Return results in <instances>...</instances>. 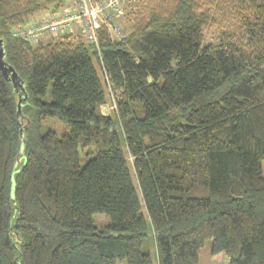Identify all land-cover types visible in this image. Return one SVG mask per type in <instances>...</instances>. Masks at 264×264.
Listing matches in <instances>:
<instances>
[{
    "label": "trees",
    "instance_id": "obj_1",
    "mask_svg": "<svg viewBox=\"0 0 264 264\" xmlns=\"http://www.w3.org/2000/svg\"><path fill=\"white\" fill-rule=\"evenodd\" d=\"M69 5L0 0L25 93L17 116L0 70V264H197L206 239L264 264V0H138L98 49L13 35Z\"/></svg>",
    "mask_w": 264,
    "mask_h": 264
},
{
    "label": "built area",
    "instance_id": "obj_2",
    "mask_svg": "<svg viewBox=\"0 0 264 264\" xmlns=\"http://www.w3.org/2000/svg\"><path fill=\"white\" fill-rule=\"evenodd\" d=\"M70 5L54 13L32 19L13 29L15 36L36 41L46 35L71 30L75 22L86 40L98 49V30L105 26L111 38L123 40L125 15L138 0H69Z\"/></svg>",
    "mask_w": 264,
    "mask_h": 264
},
{
    "label": "rangeland",
    "instance_id": "obj_3",
    "mask_svg": "<svg viewBox=\"0 0 264 264\" xmlns=\"http://www.w3.org/2000/svg\"><path fill=\"white\" fill-rule=\"evenodd\" d=\"M40 15L41 14H39L38 16ZM123 23L125 24L124 20ZM124 24L123 26L126 25ZM72 28H74V30H79L75 22H73ZM214 35H215L214 29L208 30L206 32V36L208 39H214ZM46 36H50V37L42 38L41 40L44 41L52 38L51 35H46ZM111 106H112L111 99L109 100L107 99L106 103L101 105V111H103L104 113H108L111 111ZM48 122H49V126L56 132L57 135H61L69 131L68 124L64 120L50 119ZM93 219L97 227H101L103 224H105L108 221L107 216L104 215L103 213L93 214ZM210 251H211V240L206 239L203 245L199 248V257L197 264H221V259L220 258L213 259L211 257Z\"/></svg>",
    "mask_w": 264,
    "mask_h": 264
},
{
    "label": "water",
    "instance_id": "obj_4",
    "mask_svg": "<svg viewBox=\"0 0 264 264\" xmlns=\"http://www.w3.org/2000/svg\"><path fill=\"white\" fill-rule=\"evenodd\" d=\"M4 56L5 54H4V48H3V41L0 38V70L2 74L4 75V77L7 80L11 81L13 88L15 92L17 93L18 102H17L16 115L19 116L21 104H23V102L25 101L24 86L17 72L14 70V68L10 64H8L5 61ZM21 93H23V96H21Z\"/></svg>",
    "mask_w": 264,
    "mask_h": 264
},
{
    "label": "crops",
    "instance_id": "obj_5",
    "mask_svg": "<svg viewBox=\"0 0 264 264\" xmlns=\"http://www.w3.org/2000/svg\"><path fill=\"white\" fill-rule=\"evenodd\" d=\"M40 16H41V15H40ZM33 19H35V18H33ZM46 37H50V36H44V37H42V38H46ZM42 38H41V39H42Z\"/></svg>",
    "mask_w": 264,
    "mask_h": 264
}]
</instances>
